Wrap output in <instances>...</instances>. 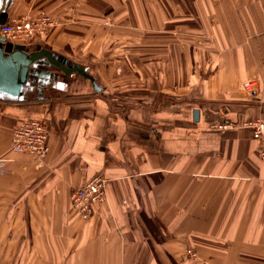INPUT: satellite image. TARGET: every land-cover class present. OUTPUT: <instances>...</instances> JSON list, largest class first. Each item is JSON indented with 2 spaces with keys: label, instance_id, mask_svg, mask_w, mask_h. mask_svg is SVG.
Masks as SVG:
<instances>
[{
  "label": "crops",
  "instance_id": "0c3cea01",
  "mask_svg": "<svg viewBox=\"0 0 264 264\" xmlns=\"http://www.w3.org/2000/svg\"><path fill=\"white\" fill-rule=\"evenodd\" d=\"M167 1L15 0L8 20L62 23L27 45L100 90L76 72L0 101V264H264V145L251 128L264 117V0H204L201 44L167 32ZM31 118L49 128L42 160L11 151ZM99 174L108 201L83 220L70 194Z\"/></svg>",
  "mask_w": 264,
  "mask_h": 264
},
{
  "label": "built area",
  "instance_id": "2783aa9c",
  "mask_svg": "<svg viewBox=\"0 0 264 264\" xmlns=\"http://www.w3.org/2000/svg\"><path fill=\"white\" fill-rule=\"evenodd\" d=\"M61 24L60 19L44 11L19 18H11L0 26V36L13 44L27 45L37 42L49 35ZM245 89L250 93H257L258 83L251 81L245 84ZM227 126H231L228 124ZM254 139L264 145V117L251 123ZM49 128L47 123L39 118H31L18 126L12 135L11 151L13 153H27L38 159H44L49 153ZM264 159V149L261 152ZM8 160L0 158V173L5 171ZM108 180L102 175H96L81 187L72 190L70 194L71 208L83 220L91 219L95 214V207L108 201ZM125 204H127L125 202ZM196 258V253H190Z\"/></svg>",
  "mask_w": 264,
  "mask_h": 264
},
{
  "label": "water",
  "instance_id": "95a60500",
  "mask_svg": "<svg viewBox=\"0 0 264 264\" xmlns=\"http://www.w3.org/2000/svg\"><path fill=\"white\" fill-rule=\"evenodd\" d=\"M14 2L15 0H0V26L8 22ZM76 72L89 78L95 89L100 90L95 78L82 66L48 49H42L39 45L13 44L0 36V101H28L24 96L34 82L45 80V83L43 81V84L39 85H49L60 80L62 74L67 79ZM37 99L43 98L37 97ZM194 119L199 120L197 111Z\"/></svg>",
  "mask_w": 264,
  "mask_h": 264
},
{
  "label": "rangeland",
  "instance_id": "374dc122",
  "mask_svg": "<svg viewBox=\"0 0 264 264\" xmlns=\"http://www.w3.org/2000/svg\"><path fill=\"white\" fill-rule=\"evenodd\" d=\"M167 3V12L162 13V15L166 17L167 23L170 26L167 29V32L170 30L172 32V36L193 37L195 39L194 41H196L197 44L204 43V38H207V36L210 35L209 33H207V29L209 28L207 16L210 15V13H208L206 9L201 6L202 4H204V0H170L167 1ZM182 3L183 6L180 7V9H175V4L180 5ZM194 4L198 6L195 8V11L192 12L189 5ZM213 21L215 20L212 19L210 21L211 24ZM139 46L142 47L141 45ZM139 46L135 44L133 47L137 48ZM181 48L183 49V52H187L188 45H185L184 43V45H181ZM130 51L132 50L130 49Z\"/></svg>",
  "mask_w": 264,
  "mask_h": 264
}]
</instances>
